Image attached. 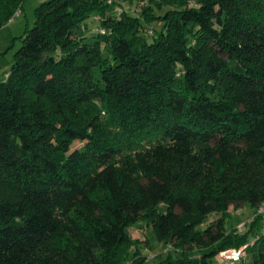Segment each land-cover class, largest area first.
I'll use <instances>...</instances> for the list:
<instances>
[{"label":"trees","instance_id":"1","mask_svg":"<svg viewBox=\"0 0 264 264\" xmlns=\"http://www.w3.org/2000/svg\"><path fill=\"white\" fill-rule=\"evenodd\" d=\"M23 1L0 0V27ZM128 1H42L0 74V264H121L141 219L200 250L154 264L242 245L234 264H264L255 220L206 224L264 203V0Z\"/></svg>","mask_w":264,"mask_h":264},{"label":"rangeland","instance_id":"2","mask_svg":"<svg viewBox=\"0 0 264 264\" xmlns=\"http://www.w3.org/2000/svg\"><path fill=\"white\" fill-rule=\"evenodd\" d=\"M42 1L45 0H24L20 10L0 27V74H3L12 63L14 51L21 44V36L26 29L33 25L35 7ZM105 2L115 4L110 11H107V13L115 14V16H119L121 10L125 7L135 11L137 6L136 1L105 0ZM138 3L142 6L149 3V0H140ZM97 20V16L90 14L83 22V25L85 24L86 26L87 33L93 34L95 27L98 26ZM152 27L159 28V25L155 23L152 24ZM81 144L82 142L78 140L73 142V146L76 147L81 146ZM218 219H222L223 221L222 230H218L212 225ZM252 220H255V222L253 223L252 230L248 234V239L251 241L257 237L258 232L264 231V203L256 207H251L245 203H232L228 206L225 213H215L209 216L206 224L210 226L207 231L215 236H220L225 233V238L233 239L238 234L244 233L249 228V223ZM128 233L131 238V244L122 249L120 254L122 258L121 264H130L131 259L134 257L133 252L135 251L139 256L146 258L145 264H154V262L165 258L169 254L173 258H177L184 254L192 257L200 252L199 248L195 245L178 246L173 242H158L153 236L150 225L142 219L130 226ZM240 248L245 250L246 245H242ZM222 260L218 255L213 258L215 264H227Z\"/></svg>","mask_w":264,"mask_h":264},{"label":"built area","instance_id":"3","mask_svg":"<svg viewBox=\"0 0 264 264\" xmlns=\"http://www.w3.org/2000/svg\"><path fill=\"white\" fill-rule=\"evenodd\" d=\"M220 257L224 260L227 264H234L238 262L244 255L245 250L242 248H228L225 250H222L219 253Z\"/></svg>","mask_w":264,"mask_h":264}]
</instances>
